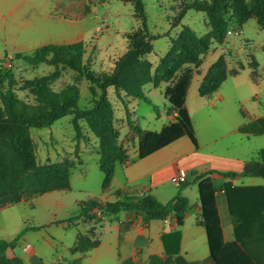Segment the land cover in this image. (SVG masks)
<instances>
[{
  "label": "trees",
  "instance_id": "obj_1",
  "mask_svg": "<svg viewBox=\"0 0 264 264\" xmlns=\"http://www.w3.org/2000/svg\"><path fill=\"white\" fill-rule=\"evenodd\" d=\"M135 16L140 25L133 32L127 34V49L115 61L111 71L95 74L83 64L84 47L82 42L49 43L37 47L32 53H18L31 65L42 62L62 63L84 75L101 94L96 103L89 108L79 106L80 89L76 84H69L60 91H54L50 83L53 76L39 77L28 82L32 92L36 95L37 104L28 105L20 100L12 85L13 75L10 71L0 70V79L7 78L9 87L0 91V208L13 205L22 200H29L33 196L54 190L70 188V166L68 163L39 165L36 155V144L31 133L32 127L44 128L52 126L60 118L73 114L74 125L78 139L81 134L80 119H85L91 130L100 139L101 154L99 166L105 174L103 188L110 186L115 166L124 163L128 154L118 142V135L114 127L113 103L108 97V87L114 86L119 97L122 93L147 100L145 85H158L161 81L173 80L177 72L183 70L180 76L165 89V97L173 112H177L176 120L192 142L198 147V138L193 120L186 105V96L192 79L190 64L200 65L203 56L209 51L214 42H223L226 38L229 20L226 18L228 9L233 10V18L241 26L250 18L255 17L264 27V0H193L185 3L172 27H177L187 10L203 11L208 17L209 30L200 34L189 25H183L178 37L171 38V47L152 71V63L147 54L153 50V39L156 37L149 29L145 0H134ZM227 3L231 7L227 9ZM229 71L223 57L219 58L204 77L200 93L210 95L216 91L226 79ZM123 98V97H122ZM123 104L127 103L123 98ZM131 128L139 136V157L144 158L151 153L169 145L180 137L175 124H167L160 131L144 130L128 120ZM243 131L260 133L264 130L256 122L246 124ZM264 156V149L262 150ZM205 172L196 175L199 182L202 213L200 222L206 226L211 255L218 264H258L257 260L237 242L226 243L219 216L216 199V187L213 178ZM225 176H235L237 172H219ZM241 175H264L261 162L251 160ZM186 184L183 182L182 185ZM190 206L189 199L178 193L168 202H161L153 194L124 195L116 200L101 201L89 198L80 202V211L61 222L67 223V228L79 220L91 221L95 224L102 220V216H113L121 211L145 213L147 220L166 219L175 216L182 224L185 213ZM41 226L25 227L13 240L0 239V264H22L19 257L7 255V251L14 246L28 230H37ZM95 236V228L87 234L79 233L76 244L71 247L72 252L84 253L97 246L99 239ZM172 257L163 259L153 255L150 264H172ZM69 264H81V258L74 259ZM122 264H139L129 258ZM195 264V263H191Z\"/></svg>",
  "mask_w": 264,
  "mask_h": 264
},
{
  "label": "crops",
  "instance_id": "obj_2",
  "mask_svg": "<svg viewBox=\"0 0 264 264\" xmlns=\"http://www.w3.org/2000/svg\"><path fill=\"white\" fill-rule=\"evenodd\" d=\"M50 1H40L39 6L31 12V15H25L32 5L31 0H23L19 4L20 6L15 9L16 13H21L18 20L19 26L32 25L36 30V35L31 42L24 44L27 48L30 43L35 44L34 49H36L49 43L77 42L82 40V36L87 33V28H81L77 35L72 36L70 27L72 24L71 21L66 20L65 11L62 13L63 15H57L55 7L50 8ZM256 21L264 29L257 19ZM243 24L239 26L236 20L233 21L224 41L214 42L203 56L200 65L190 64L187 66L192 70V79L187 90L186 105L194 123L198 147L183 133L182 127L176 120L177 112H174L176 128L180 134L177 140L144 158H140L139 136L136 133L130 134L135 138L136 143L133 150L127 151V161L116 164L110 186L103 188V193L99 197L87 198L108 201L116 200L124 195L153 194L165 203L181 193L190 202L183 223L179 224L173 215L166 219L147 220L145 213L121 211L113 216H102V220L96 224L82 219L71 224L68 228L65 224L66 229L76 228L78 233L83 234H87L92 228H95L94 237L99 239L97 246L88 251L84 253L73 252L75 258L72 260L81 258V264H122L124 260L132 258L139 264H150L151 257L156 255L163 259L171 256L172 264H218L211 255L207 228L200 222L202 204L199 182L196 181L197 174L211 172L209 174L217 189L216 199L224 241L226 243L237 242L257 260L258 264H264V175L246 176L240 174L251 160L259 161L264 166L262 154L264 145L262 143L263 138H261L264 135V130L255 133L242 129L244 125L252 122H256L259 127L264 128V78L259 71V61L253 53L248 55L250 70L247 71L244 64L231 65L228 58L229 52H227L228 49L225 45L220 50L221 52L213 50L215 43H229V35L233 31L242 30ZM57 27L63 29L62 34H59L60 36ZM208 30L209 26L204 33ZM58 36L59 39H56L55 37ZM125 48L127 49V41ZM124 52L112 59L113 66ZM149 54H147V58ZM221 57L224 58L229 73L216 91L210 95H202L200 93L201 83L212 65ZM148 60L150 61L149 58ZM150 62L152 63V61ZM159 62L160 60L154 69L152 63V71H155ZM182 72L183 70L177 72L171 82L145 85L144 91L147 100L126 96L122 93L128 108L126 109L122 103L128 114H125L123 118L124 129L127 130L128 128L126 126L128 120L139 123V100H144L149 104L148 106H152L151 97L160 98L164 102L168 101L164 94L165 89L169 84L176 81ZM255 83L258 84L256 87L254 86ZM257 89H259L258 94ZM108 91L111 93L116 90L114 86H110ZM110 98L113 101V96ZM120 102L122 101L120 100ZM236 106H238V110ZM166 107L160 114H157L159 111L157 107L149 109V111L155 112L156 119H158L157 122L150 123L154 127L139 125L144 130L160 131L167 125ZM229 111L233 116L231 120L227 119ZM224 120H227L228 125L226 131L221 132L216 126H218L217 123ZM96 155L95 162L99 166L100 156L97 153ZM82 160L81 166L86 163L85 159ZM230 171L238 174L225 176L219 173ZM73 175L76 178H82L86 172L81 169V172L75 174L73 169L70 174V188ZM178 175L186 177L184 181L186 184H177L172 180L173 176ZM57 191L65 190H54L51 193ZM47 200L63 205V201L58 198L52 197ZM81 201L83 200L79 201L78 210L71 215L80 211ZM35 204L29 205L35 207ZM9 206L12 205L2 207L0 210ZM31 231L40 230L25 231L16 247L27 241L26 233ZM49 237L51 238V235ZM49 237L44 238L46 244L52 241ZM72 246L68 247L70 252ZM24 249L26 255L15 254L22 259L23 264H54L55 259L57 260V257H54L47 261L33 245H30V249L26 247ZM59 260H61V264H69L72 261L62 255L59 256Z\"/></svg>",
  "mask_w": 264,
  "mask_h": 264
},
{
  "label": "rangeland",
  "instance_id": "obj_3",
  "mask_svg": "<svg viewBox=\"0 0 264 264\" xmlns=\"http://www.w3.org/2000/svg\"><path fill=\"white\" fill-rule=\"evenodd\" d=\"M22 1L0 0V70L12 73L13 79L11 83L18 98L28 105L37 104L36 95L32 92L28 82L39 77L54 75L55 79L50 83L54 91H60L69 84H76L80 89L79 106L81 108L92 107L98 100L101 90L86 76L79 74L62 63H50L47 61L31 65L23 58L17 56L18 53H32L35 50V44H28V48L24 44L31 42L36 35V30L32 25L19 26L18 20L21 13L15 12V9L20 6L19 4ZM31 1L32 5L25 15H31V12L39 6L42 0ZM190 1L193 0H145L149 29L156 36L153 39V50L148 55V58L153 63V69L161 57L169 51L171 45L170 37H178L183 25H189L200 33H204L207 30L208 17L206 13L195 9L187 10L178 27H172L171 24L182 6ZM49 4L51 9L53 6L55 7L57 15H63L62 13L65 11L66 20L71 21L72 24L70 25L72 36L77 35L81 28H87L86 35H83L82 40L77 42L83 43V64L95 74L113 69L115 65L113 66L111 61L126 49V41L128 43L127 34L133 32L140 25V21L135 16L134 0H51ZM231 5V3H227V9ZM22 7L24 8V6ZM227 11L225 16L229 23L232 24L235 21L233 10L228 9ZM57 32H59L58 35L62 34L63 29L57 27ZM59 36L55 38L59 39ZM228 42L226 44L215 43L213 50L221 52L220 50L225 45L228 49L227 52H229L228 58L231 65L239 66L244 64V68L247 71L250 70L248 67V55L253 53L259 61V71L264 78V29L258 25L256 19H250L245 22L242 30L233 31L229 35ZM64 43L62 42L61 44ZM171 81H161L160 83ZM256 85L258 84L255 83L254 86L256 87ZM8 87V79H0V91H6ZM257 90L258 94L259 89ZM111 96H113V101L110 98ZM108 97L113 103L114 127L118 135V142L127 153L129 150H133L136 143L135 138L130 134L136 132L128 122L126 123L127 130L124 129L122 124L124 115L127 114V111L123 108V98L119 97L116 91L111 93L108 91ZM151 99L152 106H148L149 104L144 100H139V123H134L140 128L154 127L150 123L157 122L158 119H156L155 112L149 111V109L157 107L159 110L157 114H160L163 108L167 106L166 123L176 125L174 112L170 109L169 102H164L156 97H151ZM236 108L238 110V106ZM228 113L227 119L231 120L233 116H231L230 111ZM237 114L239 116L238 111ZM79 124L81 126L79 139L77 138L73 114L60 118L50 127L31 128L39 165L66 162L70 166V174L73 169L75 174L83 169L86 175L82 178H76L73 175L71 188L63 189L65 191L53 193L49 191L46 192L47 194L43 193L33 196L29 200H22L21 203L0 210V239L11 241L26 226H41L37 229L40 231L27 232V241L17 247L16 243L7 251V255L11 257L26 255L24 248L30 249V245H33L47 261L57 257L54 264H61V260H59L61 255L68 260L75 258V253L70 252L68 247L76 244L80 232L78 233L76 228L66 229L64 226L67 223L57 219L66 218L77 211L80 200H85L88 197H99L103 193L105 178L104 172L95 162L96 153L99 156L101 154L100 139L91 130L85 119H80ZM217 125L218 130L225 132L228 123L227 120H224L221 123H217ZM261 138H263L262 143L264 145V135ZM82 159H85L86 163L81 166ZM52 197L63 201V205L47 200ZM26 202L35 204V207H31ZM49 235H51V238ZM48 237L52 241L46 244L44 238Z\"/></svg>",
  "mask_w": 264,
  "mask_h": 264
},
{
  "label": "built area",
  "instance_id": "obj_4",
  "mask_svg": "<svg viewBox=\"0 0 264 264\" xmlns=\"http://www.w3.org/2000/svg\"><path fill=\"white\" fill-rule=\"evenodd\" d=\"M172 180L177 184H181L186 180V177L184 175L173 176ZM169 217L170 216H168L167 218Z\"/></svg>",
  "mask_w": 264,
  "mask_h": 264
}]
</instances>
